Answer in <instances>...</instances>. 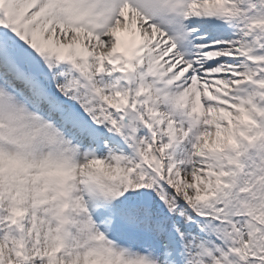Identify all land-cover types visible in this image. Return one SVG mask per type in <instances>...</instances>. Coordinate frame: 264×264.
Here are the masks:
<instances>
[{
    "label": "snow or ice",
    "instance_id": "1",
    "mask_svg": "<svg viewBox=\"0 0 264 264\" xmlns=\"http://www.w3.org/2000/svg\"><path fill=\"white\" fill-rule=\"evenodd\" d=\"M0 264H264V0H0Z\"/></svg>",
    "mask_w": 264,
    "mask_h": 264
}]
</instances>
